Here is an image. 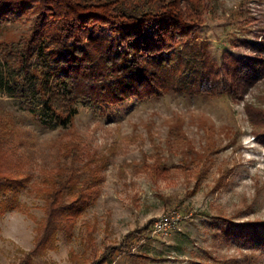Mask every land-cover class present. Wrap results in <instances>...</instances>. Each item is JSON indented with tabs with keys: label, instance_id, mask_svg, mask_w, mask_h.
Instances as JSON below:
<instances>
[{
	"label": "rangeland",
	"instance_id": "rangeland-1",
	"mask_svg": "<svg viewBox=\"0 0 264 264\" xmlns=\"http://www.w3.org/2000/svg\"><path fill=\"white\" fill-rule=\"evenodd\" d=\"M205 5L191 37L207 56L202 92L80 106L68 129L0 92V264H89L108 252L113 264H264L263 244L225 230L264 221V136L248 110L264 109V0ZM27 26L0 30V42ZM71 164L81 173L65 202L82 186L92 202L38 245L44 181ZM133 237L130 251L117 248Z\"/></svg>",
	"mask_w": 264,
	"mask_h": 264
},
{
	"label": "trees",
	"instance_id": "trees-1",
	"mask_svg": "<svg viewBox=\"0 0 264 264\" xmlns=\"http://www.w3.org/2000/svg\"><path fill=\"white\" fill-rule=\"evenodd\" d=\"M205 1L0 0V30L28 24L19 40L0 42V92L19 98L40 123L65 129L80 106L99 112L168 90L202 92L207 56L191 37L204 23ZM248 110L264 136V109ZM80 173L71 164L44 181L47 217L38 245L69 229L91 204L85 186L65 202ZM225 230L239 241L264 245V221L233 223ZM134 238L117 248L130 251ZM115 253L89 264H113Z\"/></svg>",
	"mask_w": 264,
	"mask_h": 264
},
{
	"label": "built area",
	"instance_id": "built-area-1",
	"mask_svg": "<svg viewBox=\"0 0 264 264\" xmlns=\"http://www.w3.org/2000/svg\"><path fill=\"white\" fill-rule=\"evenodd\" d=\"M156 224H157V222H156Z\"/></svg>",
	"mask_w": 264,
	"mask_h": 264
}]
</instances>
